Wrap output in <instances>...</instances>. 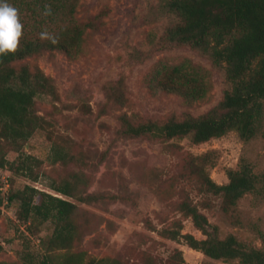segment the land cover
Instances as JSON below:
<instances>
[{
    "label": "rangeland",
    "instance_id": "obj_1",
    "mask_svg": "<svg viewBox=\"0 0 264 264\" xmlns=\"http://www.w3.org/2000/svg\"><path fill=\"white\" fill-rule=\"evenodd\" d=\"M72 1L74 17L85 24L81 50L68 54L43 49L13 63L16 68L40 69L50 85L34 96L32 106L42 127L16 147L0 141L8 160L0 168V264H23L30 254L40 255L53 230L51 221L18 220V201L8 196L26 184L88 211L79 248L103 259L100 264H237L212 259L183 238L159 233L178 220L182 233L205 237L180 211L183 201L197 205L219 237L231 234L246 247L264 251V187L224 208L221 195L201 190L191 174L194 157L207 152L213 164L205 169L218 184L228 182L227 170L239 165L264 174L260 133L244 139L230 129L195 144L189 136H129L122 124L124 115L133 124H161L171 116L206 113L231 88L223 65L199 49L165 38L167 28L180 20L165 0ZM184 58L210 72L211 89L203 99L189 102L153 80L158 65ZM54 143L65 160L53 161ZM65 179L77 181L78 193L96 194L98 199L82 203L52 188Z\"/></svg>",
    "mask_w": 264,
    "mask_h": 264
},
{
    "label": "trees",
    "instance_id": "obj_2",
    "mask_svg": "<svg viewBox=\"0 0 264 264\" xmlns=\"http://www.w3.org/2000/svg\"><path fill=\"white\" fill-rule=\"evenodd\" d=\"M18 10L22 36L15 52L0 55V141L17 146L41 128L40 117L33 109L34 96L46 91L50 79L38 68H16L13 63L43 49H58L68 54L81 50L85 24L74 17L72 0H7ZM169 11L180 20L168 27L165 38L207 53L214 64H222L231 88L226 90L219 104L206 113L178 119L174 116L158 124L144 121L133 124L125 115L122 124L129 136L159 137L164 140L189 136L199 144L220 137L230 129L244 139L260 133L264 140L261 121L264 112V0H165ZM41 34H44L43 36ZM153 80L163 89L175 92L191 102L205 98L211 89L210 72L184 58L178 63L158 65ZM0 146V168L8 160ZM53 161L65 160L59 145L52 147ZM191 174L199 180L203 191L221 195L224 208L230 207L247 192H258L264 187V174H257L245 165L228 169V182L218 184L207 170L212 165L209 153L194 157ZM1 179V174H0ZM77 181L65 179L53 185L62 195L92 203L99 195L81 194ZM17 200L16 216L22 223L51 221L53 230L45 250L40 255L27 257L23 264H100L103 259L87 256L79 248L83 228L89 218L85 209L67 198L59 197L26 184L8 196ZM3 197L0 195V205ZM180 211L190 217L204 238L182 233V223L159 233L185 243L204 255L237 264H264V251L246 247L234 235L219 237L217 227L195 204L181 202ZM112 221H108L111 224ZM3 247L0 244V251Z\"/></svg>",
    "mask_w": 264,
    "mask_h": 264
},
{
    "label": "clouds",
    "instance_id": "obj_3",
    "mask_svg": "<svg viewBox=\"0 0 264 264\" xmlns=\"http://www.w3.org/2000/svg\"><path fill=\"white\" fill-rule=\"evenodd\" d=\"M22 27L18 10L7 0H0V55L15 52L22 36Z\"/></svg>",
    "mask_w": 264,
    "mask_h": 264
}]
</instances>
